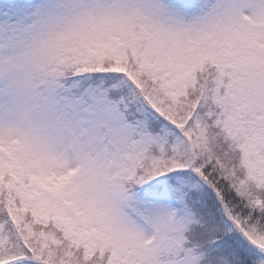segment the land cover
<instances>
[{
    "label": "snow or ice",
    "instance_id": "1",
    "mask_svg": "<svg viewBox=\"0 0 264 264\" xmlns=\"http://www.w3.org/2000/svg\"><path fill=\"white\" fill-rule=\"evenodd\" d=\"M0 264H264V0H0Z\"/></svg>",
    "mask_w": 264,
    "mask_h": 264
}]
</instances>
